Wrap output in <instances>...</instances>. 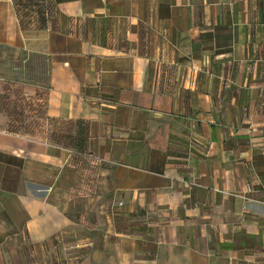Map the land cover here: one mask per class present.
I'll use <instances>...</instances> for the list:
<instances>
[{
    "label": "crops",
    "instance_id": "obj_1",
    "mask_svg": "<svg viewBox=\"0 0 264 264\" xmlns=\"http://www.w3.org/2000/svg\"><path fill=\"white\" fill-rule=\"evenodd\" d=\"M0 264H264V0H0Z\"/></svg>",
    "mask_w": 264,
    "mask_h": 264
},
{
    "label": "trees",
    "instance_id": "obj_2",
    "mask_svg": "<svg viewBox=\"0 0 264 264\" xmlns=\"http://www.w3.org/2000/svg\"><path fill=\"white\" fill-rule=\"evenodd\" d=\"M30 4L31 5H29V7L31 8L34 3L31 2ZM22 7H24V6H22ZM25 8L27 9L28 7L25 6L24 7V11L26 10ZM28 67H29V69H28L29 70V75H31L30 80L32 82L33 81H35V82L40 81V83H41V82H43L44 80L47 79V75H46V73H47L46 61L41 60L39 58L36 59V56H33L31 61L29 62ZM37 72H38V75H40L39 77L37 75ZM6 105H9V107L11 108L9 111L16 112L15 110H16L17 106L15 104L14 105L12 103L8 104L6 102ZM21 127L22 126H20V128ZM84 135L85 134L83 132H80V134H79V136L77 138L76 137L74 138V137H71V136H69V137L67 136V139H65V143L67 141L68 144L71 145L70 147H72L74 149H76V148L79 149V152H84V147H83L84 146L83 143L85 141V136Z\"/></svg>",
    "mask_w": 264,
    "mask_h": 264
},
{
    "label": "rangeland",
    "instance_id": "obj_3",
    "mask_svg": "<svg viewBox=\"0 0 264 264\" xmlns=\"http://www.w3.org/2000/svg\"><path fill=\"white\" fill-rule=\"evenodd\" d=\"M39 133H40V132H38V134H39ZM40 135H43V134H40ZM50 135H51V134H50ZM54 135H55V133H54L53 135L50 136V137L52 138V140L55 138ZM66 135H67V134H66ZM43 136H44V135H43ZM67 136H72V135H67ZM67 136H66V139H67ZM66 144H67L68 146H71V145L68 144L67 141H66ZM77 151L79 152V149L76 148V152H77ZM80 157H81V156H80ZM80 157L76 155V158H80ZM80 161H81V160H80Z\"/></svg>",
    "mask_w": 264,
    "mask_h": 264
}]
</instances>
